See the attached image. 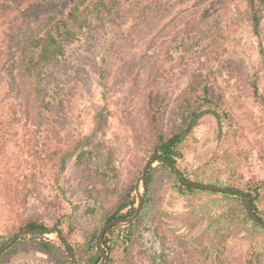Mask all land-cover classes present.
I'll return each instance as SVG.
<instances>
[{"label": "rangeland", "instance_id": "obj_1", "mask_svg": "<svg viewBox=\"0 0 264 264\" xmlns=\"http://www.w3.org/2000/svg\"><path fill=\"white\" fill-rule=\"evenodd\" d=\"M99 1L84 0L80 9ZM116 1L119 18L103 26L93 21L66 48L58 79L42 100L32 102L34 107L26 104L28 92L18 91L24 89L19 80H10V73L17 77L20 71L10 67L8 25L0 26V244L28 219L49 225L60 220L72 243L97 226L98 217L86 215L75 160L58 173L51 153L88 136L94 115L103 111L97 140L113 149L118 178L112 184L123 190L134 183L135 198L149 199L146 207L142 204L136 240L129 245L120 239L111 264H150L160 251L177 264L180 242L194 247L201 235L205 241L214 239L215 247H227L232 255L227 264H264V232L252 231V224L239 218L227 222V211L235 204L231 198L203 192L179 195L172 189L175 176L157 162L148 192L139 181L155 141L149 111L160 108L159 123L167 129L176 96L199 73L202 84L220 95L222 107L207 106L195 127L183 126V159L177 169L192 181L222 187L233 180H264V110L252 90L256 82L264 97V0L259 37L243 0ZM37 91L40 86L31 94ZM103 159L104 154L96 153L92 160L97 165ZM45 201L53 208H45ZM259 208L264 219V192ZM117 227L122 237L126 226ZM155 228L160 229L158 237L167 238L165 248L153 236ZM25 237L0 255V264H54ZM38 237L60 245L55 234ZM212 262L204 255L196 264Z\"/></svg>", "mask_w": 264, "mask_h": 264}, {"label": "trees", "instance_id": "obj_2", "mask_svg": "<svg viewBox=\"0 0 264 264\" xmlns=\"http://www.w3.org/2000/svg\"><path fill=\"white\" fill-rule=\"evenodd\" d=\"M112 1L107 3L105 0H100L90 8L84 7L80 9L84 5V0H0V26L5 24L8 25L9 29L6 46L9 52L7 55L9 54L10 67L18 68L20 71L17 77H15L14 73H10V80L13 82L16 80V83L19 80L24 89H18V91L26 90L28 92V96L25 98L27 99V105H31L32 102L38 103L42 100L41 96L46 95V88L56 82L59 72L64 67L66 48L77 42L81 35L85 33V30L91 29L93 21L103 26L105 21L109 20L108 22L111 23L115 18H119V13L115 9V6L119 3L116 0ZM133 1H137L138 4L140 2V0ZM243 1L249 13L248 20L252 31L255 36L259 37V27L263 19L262 0ZM261 53L264 54L263 51ZM209 54L211 56L214 55L211 50ZM207 62H210V60ZM200 77V73L195 75L189 85L176 96L172 117H170L167 129H163V125L159 123L158 113L161 112V109L156 108L149 111V128L155 140L152 145V153L163 155L175 166L178 161L183 159L182 143L186 135L183 126L195 127L198 119L204 114L203 108L207 106L222 107L220 105V95L213 92L211 85L202 84ZM42 83H44V88ZM39 86L40 91L31 94L32 90L36 91ZM252 90L254 98L260 101L264 110V97L259 93L256 82L252 84ZM39 106H41V103H39ZM38 109L40 110L41 108ZM225 116H227V113H225ZM103 117V111L97 112L93 117V130L88 136L73 142L71 148L60 147L51 153V160L56 161L58 173L65 171L67 161L75 160L74 167L77 173L78 190L87 202L85 212L88 216L98 217L97 226L89 233H86L81 241L78 240L73 243L68 239V234L60 220L49 225L41 219H28L17 229V231H20L26 228L33 230L58 228L65 240L70 244L77 264L103 263L96 251L95 243L99 230L109 221L130 215L134 211L137 202L133 194L135 190L134 183L128 189L123 190H118L112 184L118 178L113 149L97 140L98 134L103 130ZM177 119L180 121L178 126L175 124ZM96 153L104 154V159L97 165L92 160L93 155ZM156 162L158 163L157 167L174 175L165 164L160 161ZM154 170L156 169L150 166L144 179L145 193L150 190L153 180L152 172ZM179 172L186 178L180 170ZM195 182L202 183L197 180ZM229 184L231 185L224 184L223 187L243 193L249 201L250 208L264 221L261 216L262 211L259 208L261 194L264 192V180L252 183L247 181L244 184H235V180H233ZM215 185L221 184L215 182ZM172 189L177 194L184 196L203 192L212 195L220 194L226 198H231L235 204L231 210L227 211V222L231 224L233 219L239 218L243 224L250 222L253 226L252 231H258L259 229L264 232V228L257 225L246 215L239 197L193 188L182 184L176 177L172 184ZM148 200L145 199L143 201L144 207H146ZM44 206L48 209L53 208L51 201H45ZM141 222H143L142 215L139 214L130 225L123 228L122 237L119 236V231L116 233V230L119 229L117 226L111 227L105 232L101 245L109 257V264L115 261L113 254L116 252L120 239L124 238L123 241L129 245L134 243L136 233L142 224ZM158 230L160 229L155 228L153 230V236L163 240L162 243L165 248L167 238L163 235L158 237ZM25 238V236L20 237L12 247L22 243ZM40 238L41 240L38 241ZM42 238L38 236L29 237L32 241V246L49 257L54 264H72L66 247L59 239L60 245L57 247ZM210 238H207V242L205 241V236L201 235L196 238V246L194 247H191L188 241H181V250L175 254V262L177 264H196L201 256L210 255L213 264L229 263V257L232 255L227 247L224 245L215 247L213 244L214 239L210 241ZM4 243H1L0 247ZM125 250L128 252L129 246ZM150 258V264H173V262L167 261L168 254H165L164 251H160L158 254L154 253Z\"/></svg>", "mask_w": 264, "mask_h": 264}, {"label": "water", "instance_id": "obj_3", "mask_svg": "<svg viewBox=\"0 0 264 264\" xmlns=\"http://www.w3.org/2000/svg\"><path fill=\"white\" fill-rule=\"evenodd\" d=\"M156 161H160L161 163L165 164L169 169H171V171L175 175L176 179L184 185H187V186H190L193 188H197V189H201V190H205V191L226 193L229 195L239 197L241 204H242V207H243V210L246 213V215L248 217H250L252 219V221H254L257 225L264 228V221L261 218H259L253 212V210L250 208L249 201H248L247 197L243 193H241L237 190L227 189L225 187L214 185V184L199 183V182H195L192 180H188L180 174L177 167L173 163H171L169 161V159H167L166 157H164L163 155H161L159 153H153L152 155H150V157L147 159V161H146V163L142 169L139 181L141 182L143 188H144V184H143L144 179L147 175L149 167L152 166L153 163H155ZM136 199L138 202L137 206L135 207L134 211L130 215H128L125 218L115 219V220L109 221L105 225H103L101 227V229L99 230V232L96 236L95 243H96V251L100 255L101 259L103 260L102 264H108L109 263V257L101 245L102 238H103L105 232L111 227L128 226L139 216V214L141 212L142 204H143V197H141L140 195H137ZM48 234H55L57 236V238L66 247L72 264H77L75 255L73 253V250H72L70 244L65 240L64 236L59 231V229L55 228V227L45 228L42 230H33V229L26 228V229H22V230L18 231L15 235H13L8 241H6V243H4L0 247V255L3 254L6 250H8L22 236H43V235H48Z\"/></svg>", "mask_w": 264, "mask_h": 264}]
</instances>
